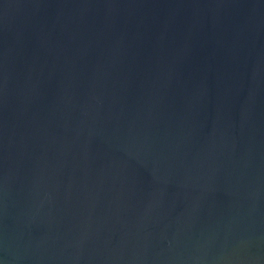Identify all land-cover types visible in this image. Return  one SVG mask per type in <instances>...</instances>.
I'll use <instances>...</instances> for the list:
<instances>
[{
    "label": "water",
    "instance_id": "95a60500",
    "mask_svg": "<svg viewBox=\"0 0 264 264\" xmlns=\"http://www.w3.org/2000/svg\"><path fill=\"white\" fill-rule=\"evenodd\" d=\"M0 264H264V0H0Z\"/></svg>",
    "mask_w": 264,
    "mask_h": 264
}]
</instances>
